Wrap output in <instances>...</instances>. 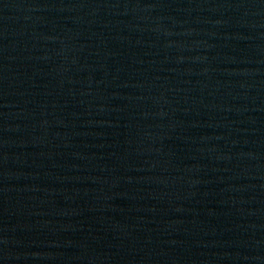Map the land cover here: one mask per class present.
Returning <instances> with one entry per match:
<instances>
[{"label": "water", "instance_id": "obj_1", "mask_svg": "<svg viewBox=\"0 0 264 264\" xmlns=\"http://www.w3.org/2000/svg\"><path fill=\"white\" fill-rule=\"evenodd\" d=\"M0 264H264V0H0Z\"/></svg>", "mask_w": 264, "mask_h": 264}]
</instances>
